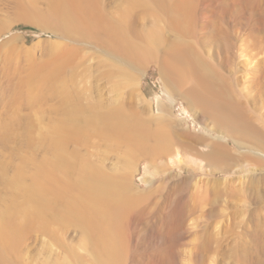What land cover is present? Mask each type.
<instances>
[{
	"label": "rangeland",
	"instance_id": "1",
	"mask_svg": "<svg viewBox=\"0 0 264 264\" xmlns=\"http://www.w3.org/2000/svg\"><path fill=\"white\" fill-rule=\"evenodd\" d=\"M193 27L157 0H0V264H264V0H195Z\"/></svg>",
	"mask_w": 264,
	"mask_h": 264
},
{
	"label": "bare ground",
	"instance_id": "2",
	"mask_svg": "<svg viewBox=\"0 0 264 264\" xmlns=\"http://www.w3.org/2000/svg\"><path fill=\"white\" fill-rule=\"evenodd\" d=\"M158 1V3L160 4V6L162 7V9H163V11H165V13L169 16V19H170V23H171V25L178 31V32H181L182 34L183 33H192L191 32V30H193L194 29V18H195V0H157ZM79 12V11H78ZM57 13V12H56ZM77 11L75 10V9H72V8H62L61 10H60V13L58 14L59 15V18L57 17V15H56V17L58 18V19H56L57 21H59V22H61V23H63V25H64V23H66V24H70V26H72L71 24L72 23H77V24H80V20H79V17H78V20H79V22H77V20H76V17L78 16L77 14ZM80 13V12H79ZM42 15H43V13H42ZM83 15V14H82ZM81 15V16H82ZM52 16H54V15H52ZM51 16V17H52ZM82 17H84V16H82ZM91 18V17H90ZM54 19V18H53ZM52 19V20H53ZM81 22H83V21H81ZM85 23H87L86 21H85ZM86 25V24H85ZM80 26H83L82 24H80ZM89 27H90V25H89ZM193 28V29H192ZM143 33L145 34V38L147 39V41H148V43L150 44V45H152V46H158V45H161L163 42H164V38H165V36H164V34H163V29L161 28V27H159V26H156V25H153V26H149L148 28H146L144 31H143ZM164 36V37H163ZM176 45H173V52H176V53H174V54H171V56L173 55V56H175V57H171V58H175V61L174 62H176V64L178 65V66H173L172 64V62H170V60H169V62H170V67L169 68H173V71H174V73L175 74H177L178 76H180V78L182 77V72H185L186 71V69L184 68V67H188L189 69H191L190 71L191 72H193L194 70H197V71H199V69H198V67H199V63L197 64L196 63V61L193 59V57H192V48H191V50L189 49L190 48V46H187V47H180V46H178L177 44H179V43H175ZM181 45V44H180ZM174 46L176 47V51H175V49H174ZM189 47V48H188ZM56 48H58V47H56ZM172 51V50H171ZM194 52V51H193ZM76 56V55H75ZM62 59V58H61ZM65 59V58H64ZM64 59L63 60H61V61H64ZM58 60V59H57ZM66 61H64L63 63H61V64H59V65H56V66H54L53 67V69L51 70V72H50V74H49V76L46 78V80H44L43 78H40V76L41 75H39V78L40 79H43V80H40V79H38V77H37V79L38 80H40L39 82H37V81H35V79L33 78L34 76H32L31 74H30V76L32 77H30V78H28L29 80H28V85H29V87L27 88V90L30 88V90H31V88L32 89H36L37 87H39V85L41 84V83H43V82H45V81H47V82H53V81H55V80H57V79H61V74H62V71L64 70V68H65V66H66V64L68 63V59H65ZM60 62V61H59ZM172 63V64H171ZM39 65V64H38ZM70 65V64H69ZM168 65H169V63H168ZM34 66V65H33ZM41 66V65H40ZM50 68H51V65H50ZM188 68H187V72H188ZM200 68V67H199ZM45 69V68H44ZM192 69H193V71H192ZM38 71H39V69H37ZM46 70V69H45ZM31 71V70H30ZM201 71V70H200ZM203 71V70H202ZM32 72V71H31ZM186 72V73H187ZM195 72V71H194ZM196 73V72H195ZM206 74H208L207 72H205ZM37 74H40V73H37ZM185 74V73H184ZM34 75H36V74H34ZM198 75L200 76V74H199V72H198ZM36 77V76H35ZM42 77V76H41ZM177 77V76H176ZM202 77V76H201ZM25 78V77H24ZM199 78V80H197L198 81V84H199V82H200V77H198ZM26 79V78H25ZM63 79H64V76H63ZM66 79H67V77H66ZM65 81V80H64ZM25 82V81H24ZM23 82V83H24ZM46 82V83H47ZM49 83H47L48 84V86H49ZM56 83V82H55ZM201 83H202V89L204 88L205 89V91L206 92H202V93H200V100H201V103L203 104V105H209V106H211L212 108H215V109H219V110H221L220 112H221V116L225 119V120H229V113L227 112L228 110H227V108H225V106H224V102H221L220 100H219V98H218V100H216V97H218V94H217V96L216 97H214L215 95L213 94V91L211 90V89H213V86L216 84V81H215V78L213 77V75L212 74H210V75H208V76H204L203 78H202V81H201ZM200 83V84H201ZM22 84V83H21ZM47 84H45L44 86H47ZM53 84H54V82H53ZM52 84V86H54ZM59 84H60V82H59ZM199 84V85H200ZM26 86H27V84H25ZM51 85V84H50ZM55 85H57V84H55ZM64 85V84H63ZM47 86V87H48ZM61 86H62V84H61ZM67 86V85H66ZM42 87V86H41ZM63 88H64V86H63ZM61 89V88H60ZM44 90V89H43ZM62 90V89H61ZM75 90V89H74ZM31 92H33V91H31ZM35 92L36 91H34L33 92V94H35ZM215 92H217V91H215ZM221 92V91H220ZM27 93V92H26ZM28 93H30V91H28ZM27 93V94H28ZM37 94H38V92H37ZM30 95H32L31 93H30ZM199 95V94H198ZM26 96H29V95H26ZM32 96H30V98H31ZM33 97H35L34 95H33ZM78 99H79V97H78ZM223 101V100H222ZM32 103V102H31ZM80 108V107H79ZM77 111V110H76ZM112 113V112H111ZM113 115H115V114H113ZM130 128V127H129ZM163 132V131H162ZM162 133H160V135H161ZM44 193V192H43ZM111 206V205H110ZM109 206V207H110ZM93 208V207H92ZM108 208V207H107ZM93 210V209H92ZM95 211V210H94ZM97 211V210H96ZM95 211V212H96ZM13 212V211H12ZM101 212H103V211H101ZM97 213V212H96ZM16 214V213H15ZM102 217V216H101ZM6 219V218H5ZM97 219V218H96ZM111 219V218H110ZM2 221V220H1ZM0 221V222H1ZM3 224V223H2ZM6 225V224H5ZM11 227V226H10ZM1 229L2 228H0V231H1ZM6 229H8V228H6ZM10 231V230H9ZM114 231V230H113ZM2 233V232H1ZM0 233V234H1ZM3 235V234H2ZM3 236H1L0 235V238H2ZM11 237V236H10ZM8 239V238H7ZM8 242V241H7ZM2 244V243H1ZM107 246V245H106ZM109 246V245H108ZM108 249V248H107ZM104 251V250H103Z\"/></svg>",
	"mask_w": 264,
	"mask_h": 264
}]
</instances>
